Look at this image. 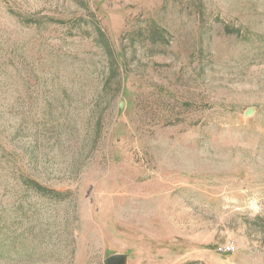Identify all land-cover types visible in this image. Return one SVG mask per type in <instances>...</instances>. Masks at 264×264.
I'll list each match as a JSON object with an SVG mask.
<instances>
[{
  "label": "rangeland",
  "instance_id": "obj_1",
  "mask_svg": "<svg viewBox=\"0 0 264 264\" xmlns=\"http://www.w3.org/2000/svg\"><path fill=\"white\" fill-rule=\"evenodd\" d=\"M115 253L264 264V0H0V264Z\"/></svg>",
  "mask_w": 264,
  "mask_h": 264
},
{
  "label": "water",
  "instance_id": "obj_2",
  "mask_svg": "<svg viewBox=\"0 0 264 264\" xmlns=\"http://www.w3.org/2000/svg\"><path fill=\"white\" fill-rule=\"evenodd\" d=\"M253 113L252 109L246 111V116H251ZM104 264H127V255L124 253H115L109 255L105 260Z\"/></svg>",
  "mask_w": 264,
  "mask_h": 264
},
{
  "label": "built area",
  "instance_id": "obj_3",
  "mask_svg": "<svg viewBox=\"0 0 264 264\" xmlns=\"http://www.w3.org/2000/svg\"><path fill=\"white\" fill-rule=\"evenodd\" d=\"M230 249V247L229 248H227V250H229Z\"/></svg>",
  "mask_w": 264,
  "mask_h": 264
}]
</instances>
